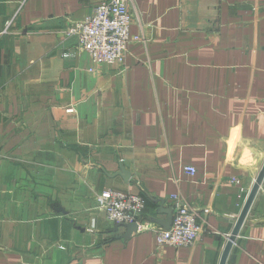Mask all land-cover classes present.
<instances>
[{"label":"crops","instance_id":"0c3cea01","mask_svg":"<svg viewBox=\"0 0 264 264\" xmlns=\"http://www.w3.org/2000/svg\"><path fill=\"white\" fill-rule=\"evenodd\" d=\"M101 1L0 0V264H219L264 162V0H131L122 62L62 57ZM105 189L160 228L178 194L200 239L128 233ZM226 264H264V178Z\"/></svg>","mask_w":264,"mask_h":264},{"label":"built area","instance_id":"2783aa9c","mask_svg":"<svg viewBox=\"0 0 264 264\" xmlns=\"http://www.w3.org/2000/svg\"><path fill=\"white\" fill-rule=\"evenodd\" d=\"M131 0H103L85 19L72 21L65 30V37H72L75 44L62 52V57H75L86 53L92 63L122 62L132 37L129 29L132 15L129 10ZM186 175L194 177L196 169L187 165ZM174 214L168 228H160L143 220L145 199L141 195L116 189H105L96 194L97 209L105 219L114 225H134V232L152 229L159 247H189L201 237L199 216L192 211L178 194L170 196ZM94 220L92 219V227Z\"/></svg>","mask_w":264,"mask_h":264},{"label":"water","instance_id":"95a60500","mask_svg":"<svg viewBox=\"0 0 264 264\" xmlns=\"http://www.w3.org/2000/svg\"><path fill=\"white\" fill-rule=\"evenodd\" d=\"M263 178H264V162H263V165H262V167H261V169H260V171H259V173H258L247 197H246L245 203L241 209V212L238 215L236 223H235L230 235L227 238V242H226L225 247L223 249V252L221 254L219 264H226L228 254H229V252H230V250H231V248L235 242L236 236L238 235V232H239V230H240V228H241V226L245 220V217L248 213V210L252 204V201H253V199H254V197H255L258 189H259V186H260ZM170 224L166 227H163V228L164 229L168 228L170 226ZM126 227H127L128 233L134 232V230H135V226L132 224L126 225Z\"/></svg>","mask_w":264,"mask_h":264}]
</instances>
